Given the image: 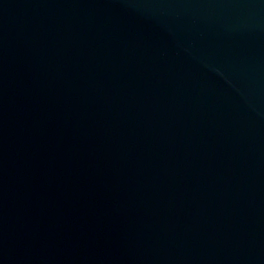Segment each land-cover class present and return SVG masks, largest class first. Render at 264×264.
I'll return each mask as SVG.
<instances>
[{"label":"water","instance_id":"obj_1","mask_svg":"<svg viewBox=\"0 0 264 264\" xmlns=\"http://www.w3.org/2000/svg\"><path fill=\"white\" fill-rule=\"evenodd\" d=\"M0 264H264V0H0Z\"/></svg>","mask_w":264,"mask_h":264}]
</instances>
